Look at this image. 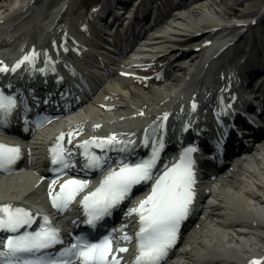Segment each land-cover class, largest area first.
I'll return each instance as SVG.
<instances>
[{
    "label": "bare ground",
    "instance_id": "1",
    "mask_svg": "<svg viewBox=\"0 0 264 264\" xmlns=\"http://www.w3.org/2000/svg\"><path fill=\"white\" fill-rule=\"evenodd\" d=\"M18 1L25 2L27 0ZM101 1H105L100 8V10L103 8V14L101 15H114L116 17L117 7H120L117 6L116 0ZM118 1L119 5H123L125 8L129 6L128 3L131 0ZM142 1L140 3L143 5ZM67 2H69L68 7L73 5V0ZM16 4V0H0V45L2 49L10 50V54L6 53L3 59H7L6 57L9 55L8 58L13 62L26 54H30V49H33L32 46L24 48L22 42L17 52L13 48L18 37L23 41L28 40L29 44L32 42L29 36L30 33L25 34L23 32V26L25 25L27 29V26L32 25L31 20H34L33 16L28 14L30 11H25V13L21 11L24 7L23 3H20V9L15 6ZM146 5H143V7H147ZM68 7L61 14L59 12L60 21L65 19L64 16L67 14ZM168 17L163 23L158 24L157 22L155 24V26L158 25L154 28L153 34L157 35L147 43L146 47L160 48L169 42L180 44L183 47L177 53L176 59L183 60L180 56L191 53L190 63L180 62L172 69L167 68L162 71V65L159 64L158 58L161 55L147 58L145 54L150 52L148 48L140 49L139 46H132L131 50L133 51L130 54L133 52L137 54L139 52L140 54L139 58L134 59L150 63V67L145 69L144 73L147 75L156 73L158 77L162 76V78L159 81L156 80V83L152 81L153 85L142 81L131 83L126 79L120 80V88L111 84L105 87L106 82H103L99 86L102 87L101 85H103V87L98 89L95 94L94 90L91 91L94 95L89 102L85 103L81 100L83 102L79 108L61 115L41 132H31V137L29 136L28 144L24 149V157L20 156L12 166L4 170L6 172L0 173V182H21L22 187L15 188L5 196L0 195V205L31 206L43 212L49 211L50 203L47 199V189L39 184L40 180L30 173V169L33 166L34 157L36 156L35 160L39 162L46 144L49 143L48 147L52 146L61 133L67 134L70 131L78 133L74 137L67 135L71 139L67 153L71 155L83 151V141H88L92 137H109L115 131H119L127 137L125 139L127 141L125 143L126 147L121 148V150L134 149L133 146L130 147L128 142L135 139L134 134L136 132L149 135L151 124L153 131L154 129H161V133L158 135L162 144L160 148H163V145L166 144L171 145V141H173L171 132L177 128V124L170 121L184 111L183 100L175 104L177 100L179 101L185 97L186 94L181 95V92L187 91L185 88L192 86L200 91L206 88V84L210 86V83L211 85L215 83L212 80L206 82L202 78V73L210 58H215V55L219 54L218 49L223 46V44L220 45L216 37L217 34H226L225 38L229 36V39H231V34L238 30L239 34L243 35L241 39L244 48H242L241 53L242 58H246L242 67V74L243 80L246 81L243 82L242 87L245 85V90L249 92L254 90L253 86H258L255 93L256 101H258L257 109L260 111V113L258 112L260 114L259 119L264 118V115H262L264 114V0H203L192 8L188 7L170 13ZM51 19L50 15H47L45 21L48 22L49 27L59 22L57 16L53 20ZM99 19L102 20L103 16ZM231 19H237V21H231ZM76 23H79L78 20ZM47 29L48 27H46ZM92 35H94V31ZM13 37H15V40H12ZM257 38H263L261 45L255 44ZM69 48L74 50L75 46L69 45ZM137 48L138 51H136ZM98 50L100 52L99 48ZM172 52L173 50L170 53H164L162 56L167 60ZM43 59V57L36 58L35 63L37 66H35V69L30 64L24 65L17 75H13L14 80L21 93L27 96L26 98H29V100L33 99L30 101L31 107L39 106L44 101L49 100L46 104L56 109L55 104L62 103L66 105L71 99L61 102L62 91L55 88L48 94L45 85L41 87V92L45 93L43 95L37 94L34 97V93H32L34 88L28 85L29 83L33 85L42 78L49 80V82H56L55 84H62L66 89H71V84L65 82L66 80L59 77L57 79V77H53L52 72L49 70H43L46 68L41 65ZM129 59L132 58L127 57L126 62H129ZM229 61L234 62L233 58ZM128 65L129 68L137 66V64L130 63ZM128 65L125 66L128 67ZM79 68L83 69L84 67L80 64ZM242 69H239V71ZM78 78L80 79V76ZM74 82L77 84V81ZM249 82L254 83V85L248 86L247 90V83ZM103 88H105L104 92H102ZM122 89L129 90L130 94H125ZM196 89L194 90L197 91ZM99 94H101L99 99L95 100ZM49 95L50 97H48ZM107 96L112 97L113 101H108ZM240 100L241 98L237 100V103ZM91 102L101 109L89 106ZM246 102L248 103V100L241 101L236 109L228 108V106H213L211 112L215 111V113L211 117L204 115V113L198 115L201 118V125L196 128L192 137L203 138V142L208 147H214L217 163H222V157L229 149H233V144L238 145L236 128L239 125L238 121L243 120V110L248 111L245 109ZM112 111L114 113H109ZM164 113H168L166 120L163 119ZM248 113L254 114V110H250ZM115 134L118 137V133ZM3 138L7 139L6 137ZM118 140L120 139L118 138ZM104 148L106 152L117 149L115 147ZM139 151L140 153L145 152L142 151L141 147L137 149V152ZM263 154L262 152L261 155ZM231 164V170L227 171V167L221 174V178H218L219 176L212 178V183L204 187L207 195L213 198L208 206L209 211H206L207 216L205 219H199L195 216L190 220L188 229L194 227L190 232L188 230L186 245L181 250H179L178 245V249L176 248L174 252L177 258L169 260L167 264H189L183 259L193 260L196 264H251L254 259L264 261V159L261 160L255 155L251 160L237 159L234 156ZM34 166H36V163ZM152 189L153 184L148 183L141 197L130 208V203H127L125 211L129 214L123 222L129 232H133L138 226L137 223L140 222L139 214L130 213V210L147 198ZM227 216L233 220L226 223L217 219L218 222L212 225L216 221L214 218L221 219ZM217 224L232 229V232L224 231L221 236L219 232L216 233ZM206 235L213 236L211 244L204 240ZM201 250H204L203 254L208 255V257L196 258Z\"/></svg>",
    "mask_w": 264,
    "mask_h": 264
},
{
    "label": "snow or ice",
    "instance_id": "2",
    "mask_svg": "<svg viewBox=\"0 0 264 264\" xmlns=\"http://www.w3.org/2000/svg\"><path fill=\"white\" fill-rule=\"evenodd\" d=\"M38 55L33 49L31 54L24 55L11 69L7 64L0 65V71L16 72L26 62L34 65ZM49 60L51 61V57ZM17 106L15 96L6 95L0 90V122L6 123ZM195 107L194 101L193 108ZM167 116L168 113H164L163 119L166 120ZM46 122H49L47 117L39 123L42 126ZM76 134L78 133L73 131L61 133L51 147L52 163L58 166L57 170L60 172L70 167L71 160L67 149L63 147L65 136L74 137ZM145 139H148L147 135ZM93 144L98 148L115 147L118 151L126 147L125 142L118 140L115 133L109 137H92L83 141L86 166L101 170L109 161L106 157L90 151ZM196 151L195 147L185 148L178 162L171 167L165 166L166 170L158 177H154L158 149L153 151L150 158L137 162L120 159L119 166L104 177L100 186L84 196L82 203L87 211L86 223L95 225L128 197L135 185L142 181L155 180L151 194L130 210V213H138L140 220L139 231L136 233L138 248L132 264H161L178 239L181 222L189 214L196 196V159L193 156ZM20 155L19 146L0 143V169L12 166ZM58 178L52 180L51 198L57 208L65 209L89 182L73 177L61 184L59 192H56ZM34 222L35 215L31 209L11 204L0 205V230L16 233L9 235L4 242L5 247L0 248V264H73L74 260H79L82 264H121L122 258H118L116 253L128 251L126 246L120 247L117 243L120 238L110 234L99 241L77 236L75 243L61 248L58 256H38L36 253L62 243L63 238L60 230L51 224L36 231L21 232V229L30 227ZM132 238L126 233L122 237L125 241ZM251 264H264V261L254 259Z\"/></svg>",
    "mask_w": 264,
    "mask_h": 264
},
{
    "label": "rangeland",
    "instance_id": "3",
    "mask_svg": "<svg viewBox=\"0 0 264 264\" xmlns=\"http://www.w3.org/2000/svg\"><path fill=\"white\" fill-rule=\"evenodd\" d=\"M12 1H14V0H12ZM98 3H102V1L100 2V0H76L74 5H71L70 9L67 11V14H65L64 18L65 19H72L71 23L74 24V22H76L79 19L80 15H84L83 12L86 15L87 8L93 7L96 4H98ZM200 3L201 2H199L198 4H200ZM195 5H197V4H195ZM195 5H192L191 8L193 6H195ZM17 6H19V4ZM85 10H86V12H85ZM33 19L34 20L31 22L32 25L30 27L27 26V29H26L25 25L23 26V32L25 34L26 33H30L29 36L32 39V41H33L32 43L34 44V46H36L38 48H47V47H49L50 44H51V37H52V40H53V38H54V36L56 34V30H52V29L46 30V23L43 20L38 19V14H35L33 16ZM235 20L237 21V19H231V21H235ZM12 40H15V39L13 38ZM146 40L147 41H151L149 39H146ZM20 41H21V39L15 40L14 45L18 46L20 44ZM145 45H146V42L142 43L140 46L143 47V48H148V50L150 51V52H148V54H145L147 58L153 57L155 55H158V56L161 55L158 58H159V61H160L159 64L162 65V71L167 69V68L168 69H172L173 67L176 66V64H179L180 62L190 63V61H191V59H190V55H192L191 53L190 54H184V55L180 56V57L183 58V60H180L178 58L176 59V57L178 55L177 53H179L180 49L183 47L180 44L177 45L174 42H169V43H167L165 45H162V47H160V48H155V47L150 48V47H146ZM87 47L88 48H90V47L92 48L93 47L92 40H89ZM95 49H96V52L98 53V51H99L98 48H95ZM99 49H101V48H99ZM172 50H173V52L171 53V55L167 57V60H165L162 55H164V53L165 54L166 53H170V51H172ZM136 51H138V48L136 49ZM161 51H164V52H161ZM99 53H101V55H102L103 54V49H101V51ZM139 55H140L139 52H138V54L136 52H133L129 56V58L139 57ZM129 60H131V59H129ZM89 61L93 62V63H97L96 61H93V60H90V59H89ZM129 63H130V61L128 63H125V64H129ZM137 64H138L137 67L129 68V67L125 66L124 63H123L122 64L123 67L121 68V72L116 74L113 79L108 80L106 82V84H105V87H107L109 84H111V85H115L118 88H120V80H125V79L128 80L131 83H133L134 81H142V82H146L147 84H150V85H153L152 81H154V83H156V80L158 78V75L156 73H152V74H149V75L144 73V70L148 69L150 67V63L149 62H144L142 60H139V61H137ZM90 70L91 71L94 70V66L93 67L92 66L91 67L87 66V71L85 73H88V71H90ZM185 89H187V91L181 92L182 94L185 93V92H188L191 88H189V87L187 88L186 87ZM104 90H105V88H103L102 92H104ZM122 91L125 94H130L129 90H123L122 89ZM145 92L147 93V91H145ZM100 95L101 94H99L95 98V100L99 99ZM107 98H108V101H110V102L113 101L112 97L107 96ZM89 106H92L95 109H99V110L101 109L97 105H94V103H92V102L89 104ZM109 113H114V112L112 111V112H109ZM131 127H133V126H131ZM35 135H36V133H35ZM35 157H34V159H35ZM229 170H231V167H230ZM20 187H22V183L21 182H7V181L2 182L1 181L0 182V195H4L5 196L8 193H10V191H13L15 188H20ZM212 201H213V198L210 196L209 202H212ZM227 212H228V210H227ZM236 217L243 218L241 216H236ZM201 218L203 219L202 215L199 216V219H201ZM214 219L216 221H215V223H212V225H215L218 222L217 219H219L220 221L223 220V222H226V223H229V222H231L233 220V219H230L228 216L224 217V218H221V219L220 218H214ZM193 227H191L189 232L192 230ZM224 231H228V232L231 231L232 232V229L230 230L229 228H225V227L219 226L217 224L216 233L219 232L221 234V236H222L224 234L223 233ZM258 232L261 233L262 231H258ZM220 234H219V236H220ZM186 236H188V233H187ZM186 236H185L183 242L181 243V245L179 246V249H182L186 245ZM212 237L213 236L206 235L204 237V240L207 243L211 244L212 243L211 242ZM203 251L204 250H201V252L199 253V255L196 258H198V259L205 258V256H203ZM241 253H243V252H241ZM183 261H187L189 264H196L195 262H193V260H189V259H183ZM197 263H198V261H197Z\"/></svg>",
    "mask_w": 264,
    "mask_h": 264
}]
</instances>
